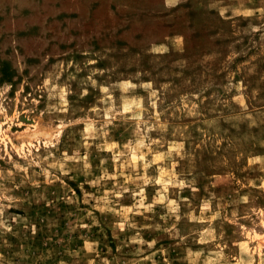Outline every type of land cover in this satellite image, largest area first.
Here are the masks:
<instances>
[{"label": "rangeland", "instance_id": "1", "mask_svg": "<svg viewBox=\"0 0 264 264\" xmlns=\"http://www.w3.org/2000/svg\"><path fill=\"white\" fill-rule=\"evenodd\" d=\"M0 264H264V0H0Z\"/></svg>", "mask_w": 264, "mask_h": 264}, {"label": "clouds", "instance_id": "2", "mask_svg": "<svg viewBox=\"0 0 264 264\" xmlns=\"http://www.w3.org/2000/svg\"><path fill=\"white\" fill-rule=\"evenodd\" d=\"M169 2L171 3V2H174V0H169Z\"/></svg>", "mask_w": 264, "mask_h": 264}]
</instances>
